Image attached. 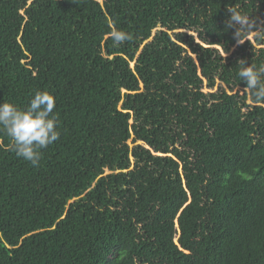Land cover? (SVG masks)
<instances>
[{
    "label": "trees",
    "instance_id": "1",
    "mask_svg": "<svg viewBox=\"0 0 264 264\" xmlns=\"http://www.w3.org/2000/svg\"><path fill=\"white\" fill-rule=\"evenodd\" d=\"M228 5L264 27V0H0V103L46 90L60 131L38 167L0 133V264H264V102L237 76L264 38Z\"/></svg>",
    "mask_w": 264,
    "mask_h": 264
},
{
    "label": "clouds",
    "instance_id": "2",
    "mask_svg": "<svg viewBox=\"0 0 264 264\" xmlns=\"http://www.w3.org/2000/svg\"><path fill=\"white\" fill-rule=\"evenodd\" d=\"M227 11L230 15L224 30L234 29L237 44H243L249 35L264 38V27L257 28L255 19L232 5L227 6ZM108 37L115 47L134 39L132 33L118 29L115 24L111 26ZM237 66V76L244 82V89L255 102H264V64L257 66L240 59ZM54 108L55 98L46 90H35L25 107L10 102L0 103V133L9 138V147L15 155L33 167L39 166L42 150L60 138L59 120L53 113Z\"/></svg>",
    "mask_w": 264,
    "mask_h": 264
},
{
    "label": "rangeland",
    "instance_id": "3",
    "mask_svg": "<svg viewBox=\"0 0 264 264\" xmlns=\"http://www.w3.org/2000/svg\"><path fill=\"white\" fill-rule=\"evenodd\" d=\"M158 30H159V29L154 30V31L152 32V35H154L155 32H157ZM176 32H177V31H176ZM187 34H190V35H194V36H195V34H193L192 32H187ZM254 38H255V36H253V35H249V36L247 37V39H249V40L255 45V43H254ZM219 51H220V53H221L222 56L226 57V54L223 53V51L221 50V48H219ZM131 66H133V64H132ZM220 88L226 90L229 94H233V93H235V92L242 93V91H243V90L240 89V88H235L233 91L230 92L226 86H224L223 84H221V83H220L219 81H217V80H216V85H215V87H214L213 90H209V89H207V88H204L203 91H204V92H214V91H217V90L220 89ZM130 122H131V121H130ZM131 140H132V139H130V140L128 141V144L130 145V147L133 146V143L131 142ZM137 143H140V142H137ZM106 173H107V172H106Z\"/></svg>",
    "mask_w": 264,
    "mask_h": 264
}]
</instances>
